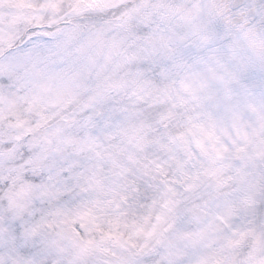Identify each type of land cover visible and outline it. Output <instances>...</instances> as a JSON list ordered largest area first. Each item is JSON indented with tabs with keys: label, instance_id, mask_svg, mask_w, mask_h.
Here are the masks:
<instances>
[{
	"label": "snow or ice",
	"instance_id": "snow-or-ice-1",
	"mask_svg": "<svg viewBox=\"0 0 264 264\" xmlns=\"http://www.w3.org/2000/svg\"><path fill=\"white\" fill-rule=\"evenodd\" d=\"M0 264H264V0H0Z\"/></svg>",
	"mask_w": 264,
	"mask_h": 264
}]
</instances>
